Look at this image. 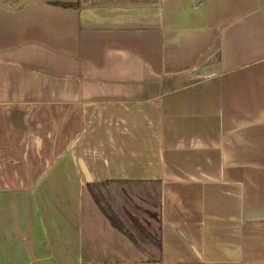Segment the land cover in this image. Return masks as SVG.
I'll return each mask as SVG.
<instances>
[{"label": "crops", "instance_id": "1", "mask_svg": "<svg viewBox=\"0 0 264 264\" xmlns=\"http://www.w3.org/2000/svg\"><path fill=\"white\" fill-rule=\"evenodd\" d=\"M104 181L160 183V264H264V0H0V264H154Z\"/></svg>", "mask_w": 264, "mask_h": 264}, {"label": "trees", "instance_id": "2", "mask_svg": "<svg viewBox=\"0 0 264 264\" xmlns=\"http://www.w3.org/2000/svg\"><path fill=\"white\" fill-rule=\"evenodd\" d=\"M52 5L65 9H78L79 7L78 3H52ZM138 184L128 181L88 182L86 189L95 206L110 226L130 242L144 256L146 262L160 264L162 257L160 183H143L145 187L137 186ZM112 188H118L119 193L135 206L138 205L132 197H141L142 199L137 201L140 206H146L145 213L150 214L149 219L146 220L140 214L128 212L125 213V218H122L123 215L108 197L109 189ZM154 209L156 210L155 213Z\"/></svg>", "mask_w": 264, "mask_h": 264}, {"label": "rangeland", "instance_id": "3", "mask_svg": "<svg viewBox=\"0 0 264 264\" xmlns=\"http://www.w3.org/2000/svg\"><path fill=\"white\" fill-rule=\"evenodd\" d=\"M109 194L108 197L111 201V203L116 207L117 210H119V212L124 216H121L122 218H125V213H137L140 214L144 219H149L150 214L149 213H145L146 211V206L144 205V207L140 206V204L138 203L137 200H141V197H135V196H131L136 204L138 206H135L132 202H130L128 199L124 198L120 193L118 188H112L109 189ZM132 200V201H134ZM120 208V209H119ZM154 213L156 212V210H153ZM123 212V213H122ZM128 224V223H127ZM129 226H131L130 224H128Z\"/></svg>", "mask_w": 264, "mask_h": 264}]
</instances>
